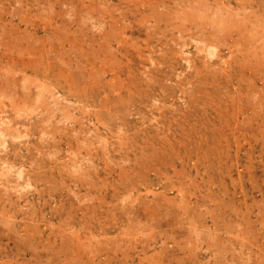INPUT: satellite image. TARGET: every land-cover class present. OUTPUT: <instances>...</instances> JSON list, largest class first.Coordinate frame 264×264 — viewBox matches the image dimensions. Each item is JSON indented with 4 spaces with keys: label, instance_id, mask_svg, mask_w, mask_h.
<instances>
[{
    "label": "rangeland",
    "instance_id": "rangeland-1",
    "mask_svg": "<svg viewBox=\"0 0 264 264\" xmlns=\"http://www.w3.org/2000/svg\"><path fill=\"white\" fill-rule=\"evenodd\" d=\"M0 264H264V0H0Z\"/></svg>",
    "mask_w": 264,
    "mask_h": 264
},
{
    "label": "bare ground",
    "instance_id": "bare-ground-1",
    "mask_svg": "<svg viewBox=\"0 0 264 264\" xmlns=\"http://www.w3.org/2000/svg\"><path fill=\"white\" fill-rule=\"evenodd\" d=\"M210 49H211V46H210ZM215 53V52H214ZM150 55V54H149ZM80 179V178H79ZM93 183V182H92ZM89 187V186H88ZM181 190V189H180ZM158 192V191H157ZM156 193V192H155ZM181 193V192H180ZM134 208V207H133ZM136 209V208H135ZM238 211V210H237ZM201 218V217H200ZM197 219V218H196ZM228 219V218H227ZM198 220V219H197ZM62 225V224H61ZM239 227V226H238ZM198 229V228H197ZM214 231V230H213ZM197 232L199 233V231L197 230ZM236 232V231H235ZM205 234V233H204ZM202 238V236H201ZM200 239V238H199ZM204 239V238H203ZM78 241V240H77ZM81 244V243H80ZM227 245V244H226ZM81 248H84V247H81ZM207 248V247H206ZM205 250V249H204ZM223 252V251H222ZM237 259V258H236ZM248 263V262H247Z\"/></svg>",
    "mask_w": 264,
    "mask_h": 264
}]
</instances>
